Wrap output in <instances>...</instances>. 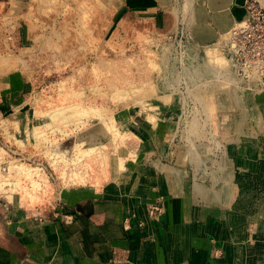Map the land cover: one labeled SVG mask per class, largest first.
Instances as JSON below:
<instances>
[{
  "label": "rangeland",
  "instance_id": "rangeland-1",
  "mask_svg": "<svg viewBox=\"0 0 264 264\" xmlns=\"http://www.w3.org/2000/svg\"><path fill=\"white\" fill-rule=\"evenodd\" d=\"M178 1L185 12L196 0ZM116 4L0 0V264H33L2 246L17 224L67 222L74 194L88 195L120 179L129 188L136 170L129 180L120 175L141 161L145 166V138L171 93L178 108L165 112L170 111L171 122L177 120L180 134L228 145L223 122L229 111L217 104L231 103L223 91L232 89L242 95L241 104H254L248 117L264 137L260 0H246V19L208 49L207 61L223 69L215 79L201 81L187 57L189 20L164 37L138 22L141 16H125ZM245 21L260 29L249 41L237 36L246 48L238 54L242 60L232 61V33ZM240 139L234 137L233 144L240 147Z\"/></svg>",
  "mask_w": 264,
  "mask_h": 264
},
{
  "label": "crops",
  "instance_id": "crops-1",
  "mask_svg": "<svg viewBox=\"0 0 264 264\" xmlns=\"http://www.w3.org/2000/svg\"><path fill=\"white\" fill-rule=\"evenodd\" d=\"M116 1L118 11L141 16L138 22L164 37L189 20L187 57L200 81L223 69L207 61L208 49L247 17L246 0H196L187 4L189 13L180 12L185 4L178 0ZM223 93L231 96V103L217 104L229 111L223 122L228 145L180 134L165 112L178 108L171 93L145 138V166L141 161L120 175L129 180L136 170L129 188L120 179L74 194L70 221L19 223L2 246L33 264H264V137L248 117L254 104H241L232 89ZM157 198L164 211L152 218L149 202Z\"/></svg>",
  "mask_w": 264,
  "mask_h": 264
},
{
  "label": "built area",
  "instance_id": "built-area-1",
  "mask_svg": "<svg viewBox=\"0 0 264 264\" xmlns=\"http://www.w3.org/2000/svg\"><path fill=\"white\" fill-rule=\"evenodd\" d=\"M244 24H245V26H243L244 28L238 30L237 27H236L234 29L233 33H232L233 34L232 35V43H231V47H230V51H232L234 53L232 58H231L232 61L240 60V59L242 60L243 57L241 55H238V54L240 53V51H242L243 49L246 48V41L243 42L240 39L241 43H239L238 40H237L238 39L237 36L241 35V36H243L245 38H248V41H249L250 38L255 39V37L257 36V34L259 32V29H260L259 25H257V26L253 25L250 28H248L249 25H248V23L246 21L244 22ZM262 65H263V63L261 64V62L259 64H257L255 72H258L259 71V67H261ZM245 71H246V69H245ZM243 74L246 75L247 77L252 76V74H250V73L249 74L243 73ZM163 209H164V207H163L162 202H160V201L154 202V203L150 204L149 213L151 215L158 214V213L162 212ZM67 216L69 217V219L73 218L72 214H69Z\"/></svg>",
  "mask_w": 264,
  "mask_h": 264
},
{
  "label": "bare ground",
  "instance_id": "bare-ground-1",
  "mask_svg": "<svg viewBox=\"0 0 264 264\" xmlns=\"http://www.w3.org/2000/svg\"><path fill=\"white\" fill-rule=\"evenodd\" d=\"M125 170H126V169H125ZM125 170H124V171H125ZM122 174H123V172H122Z\"/></svg>",
  "mask_w": 264,
  "mask_h": 264
}]
</instances>
